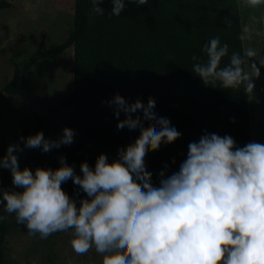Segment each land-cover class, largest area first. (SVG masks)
Wrapping results in <instances>:
<instances>
[{"label": "clouds", "instance_id": "clouds-1", "mask_svg": "<svg viewBox=\"0 0 264 264\" xmlns=\"http://www.w3.org/2000/svg\"><path fill=\"white\" fill-rule=\"evenodd\" d=\"M102 2L91 0L93 13L105 14ZM242 3L252 9L264 6V0ZM111 4L109 14L120 16L126 0ZM224 22L231 24L227 17ZM256 25H264V14L251 17L239 39L251 41L264 34ZM202 52L203 57L192 56L191 71L205 85L219 83L223 89L254 95L264 53L251 46L230 52L219 36L208 40ZM108 103L121 134L140 137L135 149L121 153L118 163L100 153L92 166L82 161L78 174L63 156L56 168H21V145L10 143L0 167L10 170L13 184L22 190H0L4 212L14 214L17 223L41 239L69 233L76 254L94 249L104 264H264V143L239 147L231 135L205 130L188 144L178 171L167 175L165 164L157 186L146 170L148 154L182 133L168 118H157L155 103L147 110L132 107L119 93ZM146 127L152 130L146 133ZM21 139L24 147L48 152L71 144L74 130L65 126L55 140L42 131ZM69 179L86 193L79 202L62 188Z\"/></svg>", "mask_w": 264, "mask_h": 264}, {"label": "trees", "instance_id": "trees-1", "mask_svg": "<svg viewBox=\"0 0 264 264\" xmlns=\"http://www.w3.org/2000/svg\"><path fill=\"white\" fill-rule=\"evenodd\" d=\"M149 2L137 6L126 0L121 15L112 16L111 0H103V15L92 12L91 0H75L74 25L68 37L49 49L40 40L29 58L15 63L13 77L3 87L8 94H17L25 83L26 73L39 59L56 58L73 46V90L40 114L33 127L14 132L0 156L10 143H19L21 137L37 131L49 138L45 126L58 116L60 108H70L53 140L62 135L65 126L74 130V139L71 144L53 148L52 168L59 166L63 156L79 174L80 163L87 161L92 166L100 153L106 154L109 162L118 163L120 154L134 150L140 137L121 134L108 101L119 93L128 105H140L147 110L148 91L157 95L154 102L157 118H168L182 133L174 142L162 143L158 150L148 154L146 170L153 173V183L157 186L165 164L167 175L178 171L186 158L188 144L198 141L205 130L220 136L231 135L239 147L253 142L252 95L247 96L242 89H223L219 83L205 85L191 71L192 56L203 57V45L215 36L229 45L230 52L242 50L239 0ZM9 7H12L9 1L0 0V8ZM226 17L231 20L230 26L224 22ZM4 105L5 99H0V119ZM151 130L145 128L146 133ZM62 188L70 197H86L71 179ZM0 216L4 217L0 219V264H4L10 221L2 206Z\"/></svg>", "mask_w": 264, "mask_h": 264}, {"label": "rangeland", "instance_id": "rangeland-1", "mask_svg": "<svg viewBox=\"0 0 264 264\" xmlns=\"http://www.w3.org/2000/svg\"><path fill=\"white\" fill-rule=\"evenodd\" d=\"M7 1L12 7L0 8V99H5L0 119V152L14 132L33 127L36 118L53 108L74 86V48L70 46L56 58L39 59L26 73L25 83L17 94L3 90L13 77L15 63L29 58L40 40L43 39L44 48L49 49L68 37L73 29L75 12V0ZM239 3L242 27L251 23V17L264 14V6L252 9L242 0ZM256 27L264 33V25ZM242 44L264 53V34L254 35L251 41H242ZM260 71L261 76L255 79L254 95L250 97V108L253 141L264 143V67ZM156 97L155 93L147 92L148 106L155 102ZM70 111V108H60L58 116L45 126L50 139L56 137ZM19 144L22 150L17 152V156L21 168H52L53 148L44 152L38 147H24L22 139ZM5 189L22 190L13 184L10 170L0 167V190ZM7 216L10 233L5 244L4 264H104L94 249L87 254H76L67 232H57L41 239L39 234H30L26 225L17 223L14 214Z\"/></svg>", "mask_w": 264, "mask_h": 264}]
</instances>
